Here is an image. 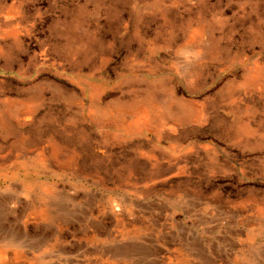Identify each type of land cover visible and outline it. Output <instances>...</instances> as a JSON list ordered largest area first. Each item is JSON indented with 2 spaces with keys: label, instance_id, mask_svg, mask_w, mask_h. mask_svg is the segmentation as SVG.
Masks as SVG:
<instances>
[{
  "label": "rangeland",
  "instance_id": "1",
  "mask_svg": "<svg viewBox=\"0 0 264 264\" xmlns=\"http://www.w3.org/2000/svg\"><path fill=\"white\" fill-rule=\"evenodd\" d=\"M226 219L262 242L264 0H0V264L173 263Z\"/></svg>",
  "mask_w": 264,
  "mask_h": 264
},
{
  "label": "crops",
  "instance_id": "2",
  "mask_svg": "<svg viewBox=\"0 0 264 264\" xmlns=\"http://www.w3.org/2000/svg\"><path fill=\"white\" fill-rule=\"evenodd\" d=\"M213 209V207H211ZM225 227L223 234L220 235V238L210 239L202 242H196L198 245L204 248L199 252H196L193 256L186 257H177L176 260L172 263L171 249L170 246L158 245L156 248L163 249L162 253H156L150 255V262L147 264H264V225L259 229L261 234L260 243L249 242L246 237L248 236V231L245 229L244 233L232 232L229 229V221L225 220ZM239 220L240 224L243 222ZM243 224V223H242ZM247 224L246 226H249ZM257 225V224H255ZM260 225V224H259ZM258 226V225H257ZM261 226V225H260ZM245 227V226H243ZM203 230V229H202ZM210 232V231H207ZM215 235V232L212 233ZM236 237H241L236 238ZM181 250V249H180ZM255 253V254H254ZM6 261H1V264H58L60 263L58 257L43 259V258H20V257H7ZM70 259H64L61 261V264H72L69 261ZM189 260V263L186 261ZM102 261L95 259L93 262L89 261L85 264H101Z\"/></svg>",
  "mask_w": 264,
  "mask_h": 264
}]
</instances>
